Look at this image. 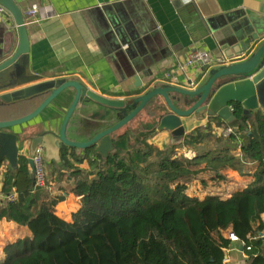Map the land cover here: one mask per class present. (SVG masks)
I'll return each mask as SVG.
<instances>
[{
  "label": "trees",
  "instance_id": "obj_1",
  "mask_svg": "<svg viewBox=\"0 0 264 264\" xmlns=\"http://www.w3.org/2000/svg\"><path fill=\"white\" fill-rule=\"evenodd\" d=\"M232 108L238 123L228 138L212 133L229 127L216 117L166 150L148 143L153 133H125L114 141L117 153L98 155L90 173L64 148L62 167L75 170L72 191L81 197L72 221L55 213L63 198L48 183L35 189L27 159L15 172L3 163L4 193L15 189L17 197L0 204V221L32 236L10 243L0 264H225L231 235L251 264H264V116ZM179 148L196 155L173 158ZM229 170L248 185L225 200Z\"/></svg>",
  "mask_w": 264,
  "mask_h": 264
},
{
  "label": "crops",
  "instance_id": "obj_2",
  "mask_svg": "<svg viewBox=\"0 0 264 264\" xmlns=\"http://www.w3.org/2000/svg\"><path fill=\"white\" fill-rule=\"evenodd\" d=\"M15 1L25 14L32 7H37L35 21L29 29L32 44L31 72L41 74L40 81L77 80L110 99L128 100L137 97L154 84L174 83L187 88V80H193L195 88L203 83L209 70L191 68L186 75L179 71V64L185 62L192 52L205 50L215 58H220L227 51L234 52L237 43L248 35L260 34V40H264V0H180L184 7L194 4L197 10L195 14L187 10L180 11L173 0ZM14 40L18 45L14 18L11 15L1 16L0 47ZM240 57L245 59L248 56L244 54ZM136 77H140L143 83L140 89L136 87ZM18 88L14 85L3 92ZM74 96L73 90L67 91L38 119L26 128L19 129L25 135L21 138V159L30 158L33 137L45 130L58 133ZM43 99H36L24 106L12 105L7 111L0 109V121L24 117L34 111ZM161 103L164 104L162 99ZM150 112L151 109H148L131 123L134 128L131 137L137 138L136 132L140 133L141 130L145 131H142L143 134L153 133L150 138L156 140L154 146L159 149L183 143L186 136L207 124L211 118L192 115L183 119L186 136L183 141H176L171 133L161 132L154 127ZM110 113L108 109L94 103L82 104L69 125L70 139H86V132L91 126L102 123L107 116L110 121L103 125L114 124L117 118ZM216 129L219 127L213 126L214 134L218 136ZM125 130L118 132L114 141L124 135ZM72 152L78 161L82 159L79 163L72 160V164L90 173L93 170L91 162L98 156L95 150ZM187 152L194 154L179 148L176 149L175 157L181 158ZM45 164L50 194L63 198L55 207V213L72 221L81 208V197L72 191L75 170L62 167V160H47L46 154ZM60 172L63 177L59 175ZM90 177L93 178L92 175ZM225 177L227 185L222 190L225 200L233 192L243 190L248 185V179L234 170L227 171ZM3 180L4 176L0 178V199L6 195ZM197 189H200L199 186ZM31 236L27 227L6 220L0 221V263L10 243ZM225 264H251V261L243 245L233 242L227 251Z\"/></svg>",
  "mask_w": 264,
  "mask_h": 264
},
{
  "label": "water",
  "instance_id": "obj_3",
  "mask_svg": "<svg viewBox=\"0 0 264 264\" xmlns=\"http://www.w3.org/2000/svg\"><path fill=\"white\" fill-rule=\"evenodd\" d=\"M180 11L195 14V5L182 6L180 0H173ZM6 9L5 16L11 15L16 25L18 45L15 40L0 47V109L7 111L10 106H24L32 101L44 98L40 105L24 117L0 121V166L7 162L15 172L18 169L22 135L19 129L26 128L38 119L59 97L69 90L75 96L58 133L45 130L31 139L29 168L34 179L35 166L33 157L38 148L46 150L47 160H61L62 150L71 151L95 150L107 160L117 153L114 136L135 121L142 113L151 109L150 116L154 119V127L161 132H169L176 141H183L186 129L183 119L196 115L203 118H219L222 122L233 126L238 123L232 104H240L244 114L261 112L264 116V40L260 34H251L237 43L234 52L227 51V59L248 56L237 63L210 69L201 85L193 88V80H187V88L174 83L154 84L131 99H110L99 95L83 83L71 79L41 80L42 75L32 73V44L29 35L33 18L28 17L15 0H0ZM250 34V33H249ZM12 35L14 33L12 32ZM136 87H143L140 77H136ZM29 84V85H28ZM20 87L5 91L11 86ZM144 90V89H143ZM164 104H160V100ZM94 103L102 106L110 115L116 116L117 121L111 125H103L110 121L104 118L102 123L92 125L86 139L73 140L68 135L69 125L79 107L84 103ZM227 258V256H226Z\"/></svg>",
  "mask_w": 264,
  "mask_h": 264
},
{
  "label": "built area",
  "instance_id": "obj_4",
  "mask_svg": "<svg viewBox=\"0 0 264 264\" xmlns=\"http://www.w3.org/2000/svg\"><path fill=\"white\" fill-rule=\"evenodd\" d=\"M37 12V7L34 6L30 10L26 12V15L28 17L33 18L35 21V14ZM7 13L6 9L0 4V17L5 16ZM244 57H235L232 59H227L224 55L220 58H215L210 54L209 52L205 50H195L192 52L185 62L179 64V71L186 75V72L191 68H199L201 70H210L214 67H220V66H227L234 63H237L241 60H243ZM246 59V58H245ZM195 84V83H194ZM193 84V86H195ZM218 136H222L224 138L230 137L232 134H234V129L232 127L227 128H219L216 129ZM215 130V133H216ZM45 148L40 147L36 151L33 161L35 166V175H34V181H35V189H43L47 187V171H46V165H45ZM190 155L191 152L189 153ZM193 156V155H192ZM7 168L5 165L0 166V178L3 177L6 174ZM17 192L15 189H12V191L5 195L3 199H0V204L6 203V202H12L16 199ZM230 239L232 241H238L237 238L234 235L230 236ZM262 239L264 240V235H262Z\"/></svg>",
  "mask_w": 264,
  "mask_h": 264
},
{
  "label": "rangeland",
  "instance_id": "obj_5",
  "mask_svg": "<svg viewBox=\"0 0 264 264\" xmlns=\"http://www.w3.org/2000/svg\"><path fill=\"white\" fill-rule=\"evenodd\" d=\"M130 126H127L126 127V130H125V132H124V134L125 133H130V135L132 134V133H134V128H133V126H132V124H129ZM232 127V126H231ZM234 129V128H233ZM142 131L143 132H145L144 130H141V132L139 133V132H136L137 133V137H139L141 134H143L142 133ZM214 132V130H212V133ZM214 136L217 138V137H219V136H217L216 134H214ZM148 143L149 144H152V145H154L155 143H157L156 142V140L155 139H148ZM171 148V146H165V147H163L161 150H166V149H170ZM193 152V151H192ZM180 153V152H179ZM194 154H193V156H195L196 155V153L195 152H193ZM192 155H190L188 152L186 153V154H184L182 157H185V158H187V159H190L191 157H193ZM173 158H175V156L173 157ZM46 165V164H45ZM47 175H48V173H47ZM48 177V176H47ZM49 178V177H48ZM91 178V177H90ZM94 178V177H93ZM92 178V179H93ZM48 180V181H47ZM46 182H49V179H47L46 178Z\"/></svg>",
  "mask_w": 264,
  "mask_h": 264
},
{
  "label": "bare ground",
  "instance_id": "obj_6",
  "mask_svg": "<svg viewBox=\"0 0 264 264\" xmlns=\"http://www.w3.org/2000/svg\"><path fill=\"white\" fill-rule=\"evenodd\" d=\"M13 188V187H12Z\"/></svg>",
  "mask_w": 264,
  "mask_h": 264
}]
</instances>
